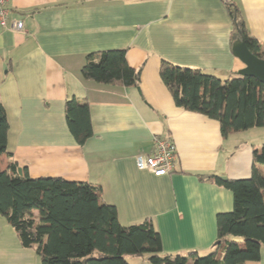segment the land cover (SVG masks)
Listing matches in <instances>:
<instances>
[{
    "label": "crops",
    "instance_id": "1",
    "mask_svg": "<svg viewBox=\"0 0 264 264\" xmlns=\"http://www.w3.org/2000/svg\"><path fill=\"white\" fill-rule=\"evenodd\" d=\"M230 2L264 49V0ZM5 6L8 21L21 20L24 31L0 27V103L9 124L0 168L12 160L31 177L98 185L100 200L116 206L122 225L153 221L164 252L207 253L216 240V216L232 210L233 194L198 175L249 177L253 146L264 139L247 142L242 135L263 126L223 136L217 120L175 105L159 67L166 59L221 79L238 74L244 64L232 52L236 40L225 3L7 0ZM111 49H124L127 63L141 67L138 87L82 76L87 55ZM71 96L89 106L92 135L82 144L65 119ZM155 134L170 138L176 150L173 170L162 176L135 164L137 154L153 150ZM254 164L264 176V165ZM127 260L151 264L146 256ZM0 264H41L34 247H23L1 214ZM247 264H264V247Z\"/></svg>",
    "mask_w": 264,
    "mask_h": 264
},
{
    "label": "trees",
    "instance_id": "2",
    "mask_svg": "<svg viewBox=\"0 0 264 264\" xmlns=\"http://www.w3.org/2000/svg\"><path fill=\"white\" fill-rule=\"evenodd\" d=\"M224 3L233 40L243 39L252 54L264 59V49L249 34L240 10L230 0ZM140 71L127 63L124 49L89 54L81 68L85 79L135 87ZM159 76L177 107L217 120L223 136L264 127V83L253 76L221 79L166 59H161ZM64 114L75 140L84 143L92 135L88 104L71 96L65 100ZM8 128L0 103V155L6 152ZM252 160L247 178L198 175L233 194L232 210L216 216V240L205 254L164 252L153 221L122 225L116 206L100 200V186L60 176L31 177L12 160L0 168V214L23 247H34L41 264H130L129 255L146 256L151 264H247L258 260L264 247V176L254 164L264 165V143L253 146Z\"/></svg>",
    "mask_w": 264,
    "mask_h": 264
},
{
    "label": "built area",
    "instance_id": "3",
    "mask_svg": "<svg viewBox=\"0 0 264 264\" xmlns=\"http://www.w3.org/2000/svg\"><path fill=\"white\" fill-rule=\"evenodd\" d=\"M7 0H0V27L15 32H23L21 20L8 21L9 9L5 6ZM227 2L228 0H222ZM153 150L150 153H139L135 157L138 169L146 170L155 176H162L171 172L176 160L175 146L170 138L155 134L152 138Z\"/></svg>",
    "mask_w": 264,
    "mask_h": 264
},
{
    "label": "water",
    "instance_id": "4",
    "mask_svg": "<svg viewBox=\"0 0 264 264\" xmlns=\"http://www.w3.org/2000/svg\"><path fill=\"white\" fill-rule=\"evenodd\" d=\"M232 52L237 56L244 67L238 71L241 76H253L264 83V59L252 54L243 39H237L232 45ZM226 178V177H222Z\"/></svg>",
    "mask_w": 264,
    "mask_h": 264
},
{
    "label": "rangeland",
    "instance_id": "5",
    "mask_svg": "<svg viewBox=\"0 0 264 264\" xmlns=\"http://www.w3.org/2000/svg\"><path fill=\"white\" fill-rule=\"evenodd\" d=\"M257 129L258 130H255V131H258V132L254 133V134L252 132L245 133L244 135H242V137H244L247 142L251 141L253 138H255L257 136H259L258 138L260 140H263L264 139V127L263 128L262 127H258ZM240 140H241L240 137L236 138V142H238V145L241 144Z\"/></svg>",
    "mask_w": 264,
    "mask_h": 264
}]
</instances>
